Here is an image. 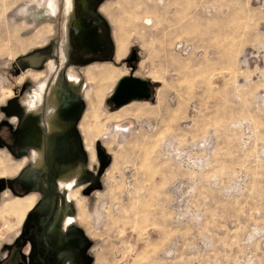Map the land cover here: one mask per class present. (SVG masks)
I'll return each mask as SVG.
<instances>
[{
  "label": "rangeland",
  "instance_id": "374dc122",
  "mask_svg": "<svg viewBox=\"0 0 264 264\" xmlns=\"http://www.w3.org/2000/svg\"><path fill=\"white\" fill-rule=\"evenodd\" d=\"M78 1L75 12L81 16ZM50 2L0 0V126L2 109L16 89L28 88L21 102L33 113L29 97L49 77L50 89L66 60L77 58L68 56L67 0H56L53 11ZM89 4L98 14L104 6L106 15L101 13L110 19L116 44L123 41L130 50L126 59L136 52L132 64L121 61L117 73L129 76L135 66V75L149 81L152 98L117 110L108 99L121 78L113 85L119 75L112 79L106 74L115 69H90L87 74L85 64H77L80 75L70 70L69 75L87 85V107L79 126L87 151L77 154H85L87 161L81 162L86 172L71 188L73 198L62 210L66 214L76 208L72 224H80L81 237L86 234V260L264 264V0ZM39 52L43 62L16 73L19 61ZM45 93L43 101L49 90ZM15 119L12 125L20 123ZM39 120L43 133L34 128L23 135L24 145L32 150H22L14 159L0 149V179L19 176L26 166L30 180L51 177L50 171H43L58 166L53 153L56 135H50L46 120ZM44 138L47 142L42 143ZM90 139L94 155L88 150ZM40 145L42 158L48 154L45 168H35L33 162ZM78 167L63 166L61 177ZM26 173L25 186L32 188ZM47 184L39 189L50 194L52 184ZM0 192L1 253L33 209L21 221L10 207L13 200L34 197L35 204L36 196Z\"/></svg>",
  "mask_w": 264,
  "mask_h": 264
},
{
  "label": "flooded vegetation",
  "instance_id": "af4514ba",
  "mask_svg": "<svg viewBox=\"0 0 264 264\" xmlns=\"http://www.w3.org/2000/svg\"><path fill=\"white\" fill-rule=\"evenodd\" d=\"M78 6L80 7V11L82 13L81 16H77L75 10H76V0H74V16L75 21L70 18V40H68L70 46L72 47L71 50L75 51V48L80 46V44L84 43V39L81 37V33H83L87 28V23L90 22L91 19L96 17L98 12L90 10V4L89 0H79ZM104 6L101 8V12L106 15L103 12ZM108 20H110L107 17ZM76 22V23H75ZM79 25H78V24ZM114 36V34H113ZM114 41L116 45V40L114 36ZM130 53V50H128V54L125 58H123L121 61H124L128 57ZM134 56V55H133ZM105 59L107 57H104ZM38 59L32 66H37L40 61L43 62L44 60V54L39 52ZM77 59L81 62H85V60H80V58L77 57ZM76 59V60H77ZM133 60V58H131ZM121 61H117V46H116V56H115V63H97L92 64L89 67H87L85 70L87 71L91 67L95 66H112L114 68H121ZM73 70V69H71ZM73 76V75H71ZM43 86L46 87V84ZM39 87L37 90V93L40 91ZM26 88L21 91L20 89L15 90V94L13 97V102H19L22 104L21 99L22 97H25ZM46 89V88H45ZM44 89V92H45ZM152 91V89H151ZM36 92V91H35ZM34 92V93H35ZM73 92V91H72ZM36 93V94H37ZM75 95H78V93H75ZM46 95V93H45ZM79 96V95H78ZM83 96V95H82ZM62 101V98L65 96H60ZM67 98V96H66ZM35 100L34 94L29 97L28 104ZM46 100V98L44 99ZM61 102H59L60 104ZM43 105V103H42ZM10 106V105H9ZM30 106V105H29ZM31 110L33 107H31ZM33 111V110H32ZM7 115L10 116L12 114V111L6 110ZM40 114V113H37ZM45 116V115H44ZM11 117V116H10ZM10 117H8L10 119ZM34 120H24L20 119V117L16 119L17 121H20V123L16 125H12L13 123L9 119H5L4 122L0 126V149H4L6 152L12 155L14 159H18L16 156L17 153H21L22 150H32L33 147L25 146L23 143L24 139V132L25 131H31L32 129L36 128L38 132H42V130L39 127V123L41 119L40 117L37 118L34 116ZM42 119H45L42 118ZM58 124V129L61 131V133L58 134V132L50 133V135H56V139L53 146V153L55 162L58 164L56 165H50V168L53 170H49V168L46 171H43L44 173H48L50 171L51 177H41V178H35L33 180H30L29 177H27L28 170L27 166L26 169L17 177L11 178V179H0V191L8 190L12 195L19 196L20 198H23L25 196L34 194L36 196L35 204H34V197H29L27 199H15L16 200H25L33 202L32 210L28 214L27 219L25 223L22 225V228L15 238L14 241H12L9 244H5V250L0 253V264H89L90 261L86 260V250L88 249V244L86 242V234L84 233V237H81V229L80 224L74 223L73 217L76 216V208L73 205V209L66 210V214H63V206L64 202L70 203V200L73 198L72 194L70 193L71 190L67 188H63L61 186V179L63 177H66L69 173L72 171H77L78 169L81 170L82 174L79 176V180L83 178L86 169L85 167L81 166L83 165L81 162L85 164L87 159L86 155H82L77 157V154H81L82 152H86V148L83 145L79 143V139H77L75 132L70 130V127L64 122H61L60 119ZM43 124L45 122L42 121ZM48 128L49 124L47 123ZM17 131H19V134H17ZM40 132V133H41ZM54 141V140H53ZM47 142L45 141V138L42 139V143ZM53 142L49 141V146L52 147ZM29 145V144H28ZM44 145V144H41ZM41 145L39 146L40 149L36 150L33 153V162L34 165L36 164L34 161V157L36 153H41L43 150L41 149ZM35 149V148H34ZM47 149V148H46ZM42 150V151H41ZM92 155V153H91ZM79 158V161L76 162ZM94 158V157H93ZM48 162V154L47 151L45 154H43L42 163L44 164V160ZM101 159H104V156L101 157ZM41 166H36L35 168H40ZM63 166H80L78 168H72L69 173L63 177H61V170ZM43 168H45L43 166ZM25 174V178L28 179L30 183H33V187L25 186V182L22 178V174ZM39 171V170H38ZM2 174V173H1ZM61 177V179H60ZM60 179V180H59ZM34 181V182H33ZM52 184V192L50 194L44 193V189L40 191L39 187L42 183ZM64 189L67 190V192H64ZM39 190V191H38ZM2 192H0L1 196ZM29 210V211H30ZM60 210V215L57 214ZM28 247V248H27Z\"/></svg>",
  "mask_w": 264,
  "mask_h": 264
},
{
  "label": "crops",
  "instance_id": "0c3cea01",
  "mask_svg": "<svg viewBox=\"0 0 264 264\" xmlns=\"http://www.w3.org/2000/svg\"><path fill=\"white\" fill-rule=\"evenodd\" d=\"M55 11H56V9H54V12ZM100 13L97 14L96 17L91 19L90 22H88L86 24L87 25L86 30L83 33H81V37H82V39H84V43L80 44V46L78 45V47L75 48V51H72V52H70V54H68L69 57H72V55H74V58L78 57V58H80V60H82V58H83V60H85V62L83 63V62L79 61L77 58H76L77 60H73L72 58L71 59L67 58L68 60H66L63 69L58 70V73L52 79V85H51L50 89H48L49 83L51 82L50 77L46 82H44V83H46V87H45L46 93L48 90H49V93H48L46 100L43 101L42 112L40 114L32 113L29 110H27L23 101H22V104H20L19 102H13L12 100H10V102L8 101L5 103V106L2 109V111L5 114L4 120L9 119L8 117H6V116H8L6 110L12 111V114L10 115L11 117L9 116L10 121L13 117H16V119H17V117L18 118L20 117V119L33 121L35 119L34 116L37 118L40 117L42 121L46 120V119H42V118H44V117L46 118L47 111L49 110V104L52 101V100H50V97L52 98V96L55 95V97H54L55 102L57 100L59 101V99H61V97H60L61 94H58V92L56 91L57 88L60 87V89L64 91L63 95L65 97L62 98V101H60L61 103L57 107L55 114H56L57 118L61 120V122L66 123L68 125V127H70V130L75 132L77 139H79V143H81V145H83V137H82L83 133L80 132L79 126H80L82 118L86 112L87 104H86V101L82 95H80V96L75 95L74 92H72L70 90L71 78H70L69 74L73 73V72H71L72 71L71 69L77 70L78 74L81 72L82 68L77 69L78 68L77 64L80 66H81V64H85V66H84V70H85L87 67H89L92 64L110 63L113 61L115 62L117 44L115 45L113 34L110 32V24L108 23V20L106 19V17L103 16L102 13L101 14ZM70 36H71V34L69 31L68 40H70ZM115 40H116V38H115ZM117 50H118V46H117ZM117 53H118V51H117ZM38 56H39V54H33L32 56L30 55L29 58H26V59L19 61V64H17L18 69L16 70V73L19 74L20 71L22 73V70L25 71L26 68H30V66H32V64H34L37 60H39ZM104 57H107V58L105 59ZM122 59H119L117 56L118 62L121 61ZM74 61H76V65L73 64ZM133 61H134V56H133V60L132 59H126L125 60V62H127V63L130 62L131 64ZM105 67H111V68L118 70V71L121 70L120 68H114L112 66H95V67L89 68L87 70V74H88V72H90L89 71L90 69H101V68L104 69ZM28 71H33L36 73L43 72L42 70H32V69H28L26 72H28ZM135 71L136 70L133 71V66H132L129 76L134 72L133 73L134 76L137 77L135 75L136 74ZM51 72L53 74H55L54 70ZM121 75H122V73L113 82V85L115 82H117L121 78ZM48 76H49V71H48ZM129 76H126V77H129ZM79 79H80L79 80L80 82L77 83V85H75L74 87L78 89V88H81L82 86H84V91H86L87 90L86 83L82 84L81 83L82 78H79ZM140 79H142V78H140ZM25 91L27 94L28 88H26ZM26 94H25V96H26ZM112 95L109 97L108 102H110L109 100L112 97ZM66 96H67V98H66ZM59 133H61V131H59L58 134ZM17 134H19V131H17ZM18 136H20V134Z\"/></svg>",
  "mask_w": 264,
  "mask_h": 264
},
{
  "label": "bare ground",
  "instance_id": "6f19581e",
  "mask_svg": "<svg viewBox=\"0 0 264 264\" xmlns=\"http://www.w3.org/2000/svg\"><path fill=\"white\" fill-rule=\"evenodd\" d=\"M51 2V9L53 11V8H52V5L53 7L55 6V1L56 0H50ZM67 6H68V10H69V15H70V18L73 19L75 21V16H74V0H67ZM56 9V8H55ZM76 23V22H75ZM78 24V23H77ZM79 25V24H78ZM118 46V57L119 59H122L126 53H127V50H128V47H127V43L123 42V41H120L119 44L117 45ZM93 70V69H92ZM100 72H104L103 71V68L102 69H99ZM102 70V71H101ZM90 71V70H89ZM96 72V71H95ZM99 72V71H98ZM91 73V72H90ZM93 73V71H92ZM89 74V73H88ZM107 75H110V77L113 79L114 77H117V75H119L117 73V70H110V71H107L106 72ZM94 75V74H93ZM92 76V75H91ZM95 76V75H94ZM100 76V75H99ZM70 78H71V84H70V90L75 92V93H78V95H84V86H82L81 88H75L74 86L77 85V83H79L80 79L78 77H75V76H71L70 75ZM103 79V78H102ZM54 88V87H53ZM44 89H45V86L42 85V87L40 88V91L35 95V100H32L29 105L31 107H33V113H41V109H42V103H43V95H44ZM55 90V89H54ZM58 92V94H61V96L63 95V90L60 89V87L57 88L56 90ZM54 93V92H53ZM57 94V95H58ZM55 95L52 96V98L50 97V100H52L49 104V110L47 111V123L49 124V132L50 133H54V132H58L59 129H58V124H59V120L55 114V111L57 109V107L59 106V102L60 100L58 101H54V98ZM55 102V103H54ZM133 103V102H132ZM131 104V103H130ZM129 105V104H128ZM127 106V105H126ZM123 108V107H122ZM121 109V108H120ZM119 110V109H117ZM128 112V111H127ZM123 115V114H122ZM124 117V116H123ZM119 121V120H118ZM91 130V129H90ZM96 130V129H95ZM87 133L89 135V130H87ZM90 138V136H89ZM90 141V144H89V149L90 152L92 153V155H94V149L92 148V141L91 139L89 140ZM1 161V159H0ZM7 161V160H5ZM34 161H35V165L36 166H41L42 164V156H41V153H36L35 154V157H34ZM7 163V162H6ZM2 164V163H1ZM4 164V162H3ZM2 164V165H3ZM7 165V164H6ZM4 166V165H3ZM9 167V166H8ZM21 167V166H20ZM5 168V167H4ZM3 168V170H4ZM17 168V167H16ZM16 168H13L14 170ZM18 169V168H17ZM7 171V170H6ZM11 171V170H10ZM17 171V170H16ZM15 171V173H16ZM19 171V169H18ZM8 173V172H7ZM14 173V171H13ZM3 174H6V173H3ZM10 174V173H9ZM80 174H82L81 170L78 169L77 171H72L71 173H69L66 177H63L61 179V186L62 188H67L69 190H71V188L79 181V176ZM26 204V205H24ZM33 206V202H28V201H21V200H16L15 202H13L10 207H13L14 210H16V212L18 213L19 217H20V220L22 221L24 215H25V212L30 210Z\"/></svg>",
  "mask_w": 264,
  "mask_h": 264
},
{
  "label": "water",
  "instance_id": "95a60500",
  "mask_svg": "<svg viewBox=\"0 0 264 264\" xmlns=\"http://www.w3.org/2000/svg\"><path fill=\"white\" fill-rule=\"evenodd\" d=\"M135 54L136 52L132 53L134 56ZM135 69L136 67L133 66V71ZM133 73L129 77H124L118 82L109 100L116 109H120L135 101H148L152 98L149 82L135 77Z\"/></svg>",
  "mask_w": 264,
  "mask_h": 264
}]
</instances>
